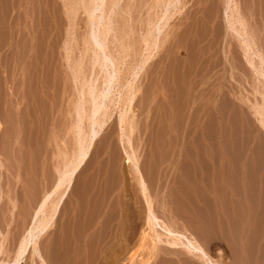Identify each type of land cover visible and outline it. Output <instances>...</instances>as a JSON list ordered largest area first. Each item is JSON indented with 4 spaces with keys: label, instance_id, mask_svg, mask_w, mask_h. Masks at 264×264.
<instances>
[{
    "label": "rangeland",
    "instance_id": "obj_1",
    "mask_svg": "<svg viewBox=\"0 0 264 264\" xmlns=\"http://www.w3.org/2000/svg\"><path fill=\"white\" fill-rule=\"evenodd\" d=\"M153 1L126 0L104 20L112 22L104 39L122 64V85L148 59V21L160 14ZM236 1L242 27L236 12L227 19L226 0H198L192 13L185 0L174 14L137 80L130 151L169 227L218 245L229 263L264 264V0ZM81 2L0 0V264L14 263L47 194L40 220L51 214L59 176L81 150L79 91L103 76L84 13L90 0ZM88 125H80L87 139ZM122 134L116 110L38 244L48 264H140L144 252L128 261L147 204ZM32 252L22 264L40 263ZM163 262L173 264H154Z\"/></svg>",
    "mask_w": 264,
    "mask_h": 264
},
{
    "label": "bare ground",
    "instance_id": "obj_2",
    "mask_svg": "<svg viewBox=\"0 0 264 264\" xmlns=\"http://www.w3.org/2000/svg\"><path fill=\"white\" fill-rule=\"evenodd\" d=\"M80 1H82L81 6H83L84 0H80ZM197 1L198 0H190L191 6L189 9L191 11L189 12L192 13V9L196 7ZM226 1H227V4L225 6L226 8L225 13L227 14V17H228L227 19H230L231 16L238 17L237 15L239 14L238 23H240L241 27L244 26V23H243L244 20H243V17H241L242 13H239L241 11H239V8H238V5L240 2L235 3V2H238L236 0H226ZM122 2L125 4L126 0H90L89 4L88 2L87 3L85 2L90 7L86 5V9H85L86 12L84 11V13L86 15H89V17L88 16L87 17L90 19L91 25H93L92 28H90L91 32L89 31L90 32L89 35L91 39L90 41L93 46V50L96 53V55L94 54L96 56L95 57L96 59L93 63L99 66L100 71L102 72V75H103L100 78L101 80L100 79L89 80L88 78V81L85 84L87 86V90H84L85 85H83L84 86V87L82 86L83 89L81 88L82 90L79 91L81 101L78 103L80 104L79 108L81 107V110H79L78 108V110L80 111V112L78 111L79 113L77 112L79 114L78 119L80 122L78 126L80 128L81 134L83 133L85 135V132H83L80 125L84 123L86 124V121H87L89 124L88 125L89 137L88 139L85 137L86 138L85 139L83 137L84 136L83 134H82L83 135L82 137L81 135L78 136V138L79 137L80 139L82 138L80 141L81 148H78V150L80 149L81 150L78 151L79 152L78 156L75 155L76 158L78 157L75 160L76 162L71 161L72 164H69V165L67 163L65 165L66 171L63 173L61 172L60 174L61 176H59V179H58V182L56 184V188L53 194L60 193V195L56 203H54L55 205L54 206L52 205L53 207H51L52 208L51 214L45 215V219H43L42 221L40 220V217H41L40 215L41 214L44 215L45 209L47 208V205H49L48 202L50 200V195L47 194L48 197L47 198L43 197L44 200L39 205L38 209H36L37 211L35 212V216L31 220L32 223L30 225V228L27 231L28 233L27 237L25 238L24 242H22L23 244L19 248L20 250H18V256L13 264L24 263L25 258L31 254L32 248H33L32 254L34 253V257H36V259L40 261L39 264H48L42 257L38 249V244L41 241L42 237L46 235V232L52 227L53 222L56 218L57 212L59 211L61 204H63L62 202L65 199L66 194L73 187L72 185H73L74 179L76 178L77 173L82 169L85 163H87L89 156H90L91 148L94 146V143L97 141L100 134L105 130L107 125H109V122L112 120L113 114L116 110H119V124L121 127V131L123 133L121 142L124 147L125 154L127 156V161L128 163L132 165V167L136 171L135 173L138 176L137 182L140 186L142 195L145 198L144 201H146V204H147V214H146L147 218H146V225L144 226L145 229L142 231L141 238H140L139 245H138L136 252H133L130 255L128 262L133 263L134 260H136L135 256L137 252H144L145 254L142 256L140 260V264H154V262H156L158 258L169 259V261H171L173 264L175 263L176 264H232V263L227 262L228 258L225 255L226 254L225 251L221 250L218 245H217L218 247L216 246L217 248L212 247L213 245L209 246L205 244L204 242H202L199 238L191 234H186V232L185 233L178 232L177 230H174L175 228H172L174 226L171 225L172 227H169L166 224V222H164L162 219H160L157 216L156 212L153 209L152 200L150 199V196L148 193V187H147L146 180L139 168V159L134 150L130 151V149H132L133 147L131 134L133 133L132 131L134 130V126H132L133 123L130 121L134 118L131 119L129 114L135 113L134 112L135 110L133 109V104H135V101L137 98L136 96L138 93L137 80L138 78H140L141 74L147 68V65L149 64L150 60L153 59V57H155V54H156L155 51L159 50L161 46L160 42H162L163 41L162 38L165 37L164 33L166 29L168 28L169 25H171L170 23H171V20L174 18V14L176 12L177 14L181 13V11L183 10L185 0H154L153 1L155 2V4L153 7L151 6V10L157 8L158 9L157 11H160V14L159 12H156L155 10H153L155 11V14H157L155 15L157 16L156 17L157 19L155 20V22L153 20L151 21L150 20L151 18L149 19L151 22L148 21L149 22L148 25L151 28L149 32H147L144 38L145 40L144 44L145 46H147L146 52L148 53L147 55L149 57L147 56L148 59L146 61L144 60V62L142 61L141 65H137L135 69L133 68L134 70L130 74L131 80L128 79L127 81H125L127 82L126 85L124 83L122 85L121 84L122 82H120L122 64H120V60H118L113 55L112 51L110 50L111 48L109 49L108 47L109 42L106 43L107 40L105 41V39L107 38V34H108L107 32L111 34L112 29L109 28V31H107L108 27H106V23H109V22L106 21L105 23L104 21L105 19H108V16H116L118 14V10L120 9L123 10L121 8ZM139 7H137L138 11L140 9ZM84 8L85 7H83V9ZM130 11H132V14H134L133 10H129V13H131ZM235 12L237 13V15H235L236 14ZM225 13L223 15L224 17H226ZM225 21H226V18H225ZM95 22H98V24ZM230 23H231L230 21L228 24L226 22L227 26ZM234 23H235V20H234ZM96 24L98 25L97 27H95ZM231 26L230 28H233V26L232 27ZM243 36H244L245 43H246L245 44L246 51L248 53H252L253 45H254L253 42L251 43V41L247 40V36L245 34ZM150 37L153 40H151ZM118 55L116 56L118 57ZM263 61L264 60L262 59V62ZM250 64L253 65V62H250ZM255 68H257L256 70L258 71V67L256 66ZM261 73L264 74L263 71H261ZM123 93H125V95ZM87 104L89 108L86 107ZM126 125L130 129L129 133H125ZM0 129H1V124H0ZM61 190H63V193ZM123 229H124L123 231H125V228ZM131 229L129 232L133 230ZM128 240H129L128 237H126V240H124L123 238L122 242L119 243L118 248H124L123 244L124 243L128 244L129 243ZM0 254H1V251H0ZM241 261L239 259L238 263ZM245 263L247 264V261Z\"/></svg>",
    "mask_w": 264,
    "mask_h": 264
}]
</instances>
